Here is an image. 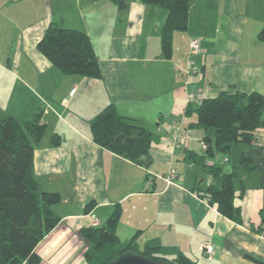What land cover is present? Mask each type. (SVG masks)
I'll use <instances>...</instances> for the list:
<instances>
[{
    "label": "crops",
    "instance_id": "1",
    "mask_svg": "<svg viewBox=\"0 0 264 264\" xmlns=\"http://www.w3.org/2000/svg\"><path fill=\"white\" fill-rule=\"evenodd\" d=\"M40 3L44 13L39 11ZM196 3L205 10L203 17L219 20L214 31L206 25L195 31L202 46L195 54L190 53L188 34L176 46L177 31L172 55L166 58L160 28L167 10L160 6L142 0H127L124 10L111 0L29 2L32 15L38 11L39 15L31 16L27 27L17 31L16 47L0 61V68L23 83L20 69L28 62L29 120L39 112L48 127L51 119L62 123L58 124L61 130L54 131L61 136L59 145L52 144L53 133L48 142L42 140L35 148L36 174L39 184L44 182L41 189L62 195L54 206L61 222L37 246L40 264H88L81 256L79 232L92 225L93 213L100 224L105 222L116 204L122 207L119 237L125 240L136 234L140 248L158 246L163 257L184 253L203 264H264V129L257 132L253 145L235 150L238 157L244 151L252 158L255 169H243L238 158L232 163L224 162L226 157L217 159L219 155L206 158L220 166L230 162L229 169L222 167L238 172L234 202L241 208V223L199 194L212 178L193 156L204 151L202 131L174 151L165 138L171 121L187 126L185 109L191 91L201 89L207 96L224 90L264 94V41L258 38L264 26V0H191L190 17ZM248 21L254 27H247ZM51 22L89 34L101 77L65 74L38 50L37 43ZM189 56L196 70L186 73ZM75 85L77 91L71 95ZM31 99L39 101L37 107ZM110 103L120 114L159 135L161 140L151 149L148 164L113 153L93 140L90 122ZM0 107L19 119L1 101ZM169 157L179 170L173 183L163 176L170 166ZM91 200L94 203L88 206ZM207 242L215 248L211 255L202 248Z\"/></svg>",
    "mask_w": 264,
    "mask_h": 264
},
{
    "label": "trees",
    "instance_id": "2",
    "mask_svg": "<svg viewBox=\"0 0 264 264\" xmlns=\"http://www.w3.org/2000/svg\"><path fill=\"white\" fill-rule=\"evenodd\" d=\"M111 1L121 10L127 7V0ZM142 2L167 10L160 39L162 54L169 58L174 34L189 27L191 0ZM258 38L264 41V26ZM37 48L65 74L102 76L99 57L84 30L51 22ZM185 115L186 128L201 130L202 139L208 144L202 153L193 154L212 176L208 187L199 192L200 196L216 205L222 214L241 223V208L234 202L238 172L226 171L216 163L206 162V158L217 153H232L257 141V130L264 126V94L258 90H224L216 96L206 95L200 102H189ZM47 128L39 112L32 120L21 121L0 108V264H40L42 257L37 246L61 222L54 206L61 201L62 195L56 190H42L35 168V148L42 142ZM90 128L93 140L99 145L141 164L149 163L151 149L161 140L136 119L120 114L114 103L92 119ZM60 143V134L54 133L52 144ZM238 162L245 170L256 168L244 151ZM93 203L91 200L88 206ZM121 214L122 207L116 204L105 222L81 228L79 236L84 241V257L89 264H108L129 252L168 264H203L184 253L173 258L163 257L158 254V246L146 244L140 248L136 234L121 239L117 233ZM246 255L262 263L257 257Z\"/></svg>",
    "mask_w": 264,
    "mask_h": 264
},
{
    "label": "rangeland",
    "instance_id": "3",
    "mask_svg": "<svg viewBox=\"0 0 264 264\" xmlns=\"http://www.w3.org/2000/svg\"><path fill=\"white\" fill-rule=\"evenodd\" d=\"M30 1L31 0H0V61L4 60L6 56L10 55L9 51L11 50L12 47H16L15 43H16V38L18 36L17 31L24 30L27 27L31 16L36 18L37 17L36 15H39V11L44 13L43 7L40 3L38 5L40 10L38 11V13L32 15V11L29 9ZM36 1L39 0H35V3ZM196 4L197 7L191 11V15H192V17H190L191 24H189V27L185 31H180L175 36L176 46L178 45V43L179 44L183 43V40L180 38L182 36H187V34L189 36L190 41L194 38H198L201 40V37L198 36V34L195 33V31L201 30L202 25H206V28H208L209 31H214L212 29L216 27V23L219 21V20L218 21L215 20V18H213L212 16L210 17L211 19H208L209 15L206 16V18L203 17V15L205 14V10L203 11L201 4L198 3ZM202 11L204 12V14ZM207 22H209V24ZM247 27H254V26L250 24V22L248 21ZM20 77L24 81L23 83L22 81L20 82L18 78L15 77L11 72H8V70L6 69L3 70L0 68V101L2 102V107L4 109L13 112L15 115L19 117V119L29 120L30 91H29L28 62L23 63V66L20 69ZM31 101L33 104H35V107L38 106L39 101H36L35 99H31ZM67 105L68 104H66V106ZM58 124H62L60 120L51 119L50 126L47 128V132L45 134V137L43 138V142H48L54 131H57L58 129L61 130L62 126ZM151 127L154 126L151 125ZM263 127H260L257 130V132H260L262 129H264ZM198 131L199 130L196 128L191 129L192 134L198 135ZM207 148L203 147V150H206ZM216 155H219L217 159L219 157L222 158L226 157L224 158V162L231 160V163L235 161V158H239L237 155H235V152L227 153V154L217 153ZM229 163H224L222 164V166L225 169H229L230 168ZM44 181L46 182V180ZM43 183H44L43 180H41V183L39 184L40 188L44 185ZM81 241H82L81 256L85 259L84 251L86 247L83 245L84 244L83 239Z\"/></svg>",
    "mask_w": 264,
    "mask_h": 264
},
{
    "label": "built area",
    "instance_id": "4",
    "mask_svg": "<svg viewBox=\"0 0 264 264\" xmlns=\"http://www.w3.org/2000/svg\"><path fill=\"white\" fill-rule=\"evenodd\" d=\"M201 50H202L201 40L198 38L192 39L190 41V53L191 54L199 53L201 52ZM187 65H188L187 68L184 69L186 73H190L191 69L193 71L196 70L195 60L190 56L187 59ZM77 88L78 87L75 85L71 89L70 94L73 95L77 91ZM205 96H206L205 91L201 89L197 91H191L188 94V98L190 102H200ZM191 136H192L191 131L187 129L186 127L184 128L182 125V122L178 120H173L171 121V125L169 127L168 132L165 135V138L172 143L173 151H174L176 149H180L184 147L187 144ZM203 147L207 148L208 144L204 142ZM169 163H170V166L167 172L163 176L165 177L167 182L173 183L175 179L179 176V170L174 166L172 157H169ZM149 176H150V179L153 178L152 173L149 174ZM92 218H93L92 225L98 226L100 224L98 216L93 213ZM202 248L205 249L207 253H209L210 255L215 252L214 246L209 242L204 243Z\"/></svg>",
    "mask_w": 264,
    "mask_h": 264
},
{
    "label": "water",
    "instance_id": "5",
    "mask_svg": "<svg viewBox=\"0 0 264 264\" xmlns=\"http://www.w3.org/2000/svg\"><path fill=\"white\" fill-rule=\"evenodd\" d=\"M108 264H168L164 261H154L149 258L143 257L136 253H126L119 258H117L115 261L110 262Z\"/></svg>",
    "mask_w": 264,
    "mask_h": 264
}]
</instances>
